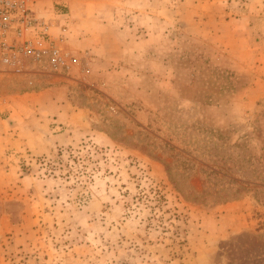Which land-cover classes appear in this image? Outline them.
Listing matches in <instances>:
<instances>
[{
	"label": "rangeland",
	"instance_id": "1",
	"mask_svg": "<svg viewBox=\"0 0 264 264\" xmlns=\"http://www.w3.org/2000/svg\"><path fill=\"white\" fill-rule=\"evenodd\" d=\"M89 3L113 5L121 57L52 33L83 115L0 157V264H264V0ZM34 72L0 68V120Z\"/></svg>",
	"mask_w": 264,
	"mask_h": 264
},
{
	"label": "crops",
	"instance_id": "2",
	"mask_svg": "<svg viewBox=\"0 0 264 264\" xmlns=\"http://www.w3.org/2000/svg\"><path fill=\"white\" fill-rule=\"evenodd\" d=\"M89 2L90 0H73L70 2V11L61 16L49 12L51 3L48 0L40 6L50 19L51 32L56 36L61 34L64 37L61 38L62 43L68 41L70 49L74 52L80 54V51L85 50L87 59L99 69L103 64L108 66L117 63L118 58L121 57L120 49L123 42L120 37L121 31L114 21L113 5L109 4L101 12L94 13L90 9ZM249 2L258 11L259 8L254 5L257 0H249ZM34 75L27 73L28 77L34 76L30 79H35V84L39 85L38 90L31 91L30 94L14 95L30 99L29 102L22 104L27 110L21 113L33 114L31 123L13 122L12 118L19 113L17 110L22 106L16 110L8 100L11 97L6 99L8 117L0 120V157L8 152L20 150L23 146L30 149L32 143L37 145L39 143L40 146L49 144L50 141L46 142L43 135L45 129H50L52 120L70 124L82 118V109H79L69 98L70 86H77L79 81L75 74L57 76L50 72V74L35 73Z\"/></svg>",
	"mask_w": 264,
	"mask_h": 264
},
{
	"label": "built area",
	"instance_id": "3",
	"mask_svg": "<svg viewBox=\"0 0 264 264\" xmlns=\"http://www.w3.org/2000/svg\"><path fill=\"white\" fill-rule=\"evenodd\" d=\"M43 1L47 0H0V68L51 72L68 68L67 52L59 46L50 19L38 5Z\"/></svg>",
	"mask_w": 264,
	"mask_h": 264
}]
</instances>
